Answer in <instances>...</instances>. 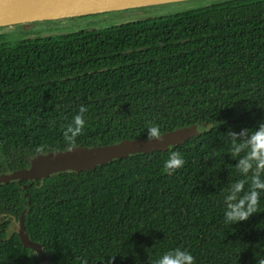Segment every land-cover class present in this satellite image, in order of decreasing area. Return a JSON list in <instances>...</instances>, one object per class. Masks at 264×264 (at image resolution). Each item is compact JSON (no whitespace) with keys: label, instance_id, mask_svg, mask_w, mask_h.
I'll return each instance as SVG.
<instances>
[{"label":"trees","instance_id":"trees-1","mask_svg":"<svg viewBox=\"0 0 264 264\" xmlns=\"http://www.w3.org/2000/svg\"><path fill=\"white\" fill-rule=\"evenodd\" d=\"M92 17L0 38V174L41 153L146 139L148 124L161 135L198 125L201 135L26 191L25 181L0 186V264H41L10 232L25 210L26 232L50 264H155L177 246L196 264H264V197L231 227L220 193L240 178L225 134L264 121V0L121 26L85 23ZM58 31L68 34L38 38ZM81 106L86 125L69 146L63 127ZM172 152L184 165L169 172Z\"/></svg>","mask_w":264,"mask_h":264},{"label":"water","instance_id":"water-1","mask_svg":"<svg viewBox=\"0 0 264 264\" xmlns=\"http://www.w3.org/2000/svg\"><path fill=\"white\" fill-rule=\"evenodd\" d=\"M225 1L228 0H0V29L19 27L21 30L31 32L44 24L111 13H119L121 17L127 18L113 24L121 26L157 18L161 15L157 13V10L165 6L187 4L188 9H193ZM199 2H204L206 5L197 6L195 3ZM66 34H68L67 31L45 32L38 38ZM200 135L199 126L193 125L165 133L159 140L152 142H149L148 138L125 140L109 146L71 147L64 151L37 154L29 158L28 168L0 174V186L25 181L27 184L23 189L26 191L28 186L35 181L45 180L66 172H86L130 156L156 151L166 152ZM28 202L30 204V199ZM26 213L27 210L22 213L19 222L20 241L24 248L34 251L41 264H50L43 246L33 242L26 232Z\"/></svg>","mask_w":264,"mask_h":264},{"label":"clouds","instance_id":"clouds-1","mask_svg":"<svg viewBox=\"0 0 264 264\" xmlns=\"http://www.w3.org/2000/svg\"><path fill=\"white\" fill-rule=\"evenodd\" d=\"M85 112L86 108L81 106L79 113L63 127V139L69 146L83 133L86 125L83 115ZM146 134L149 142L161 138L159 127L154 124L147 125ZM225 137L229 145L227 155L236 161L231 167L240 177L227 190H220L223 195L224 222L232 227L257 214L261 198L264 197V121L254 128L241 129L239 132L230 129ZM183 165L184 160L177 152H172L164 161V167L169 172ZM111 259L108 264H111ZM80 264L89 262L82 258ZM155 264H196V260L188 249L177 246L161 254Z\"/></svg>","mask_w":264,"mask_h":264},{"label":"rangeland","instance_id":"rangeland-1","mask_svg":"<svg viewBox=\"0 0 264 264\" xmlns=\"http://www.w3.org/2000/svg\"><path fill=\"white\" fill-rule=\"evenodd\" d=\"M197 6L206 5L204 2L195 3ZM190 4V5H195ZM189 5L187 4H176V5H170L165 6L163 8H160L157 10V13L159 14H170V13H176L178 11H182L188 8ZM107 15V16H106ZM124 17H121L119 13H111V14H103V15H95L91 19L87 20L85 23L90 24H98L99 26L103 25L104 23L107 25H110L111 23H118L119 21H122ZM21 28L19 27H12V28H2L0 29V38L2 36H7L8 41L14 42L16 41L20 36ZM20 229V223L18 221H13L12 225L10 226V232H18Z\"/></svg>","mask_w":264,"mask_h":264},{"label":"flooded vegetation","instance_id":"flooded-vegetation-1","mask_svg":"<svg viewBox=\"0 0 264 264\" xmlns=\"http://www.w3.org/2000/svg\"><path fill=\"white\" fill-rule=\"evenodd\" d=\"M125 19H127V18L122 19V21L125 20ZM120 22H121V21H120Z\"/></svg>","mask_w":264,"mask_h":264}]
</instances>
